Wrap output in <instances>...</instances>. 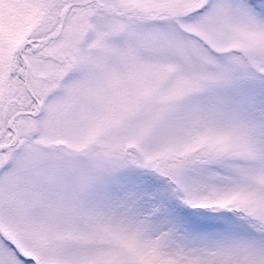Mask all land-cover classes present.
Masks as SVG:
<instances>
[{
  "label": "snow or ice",
  "instance_id": "obj_1",
  "mask_svg": "<svg viewBox=\"0 0 264 264\" xmlns=\"http://www.w3.org/2000/svg\"><path fill=\"white\" fill-rule=\"evenodd\" d=\"M0 264H264V0H0Z\"/></svg>",
  "mask_w": 264,
  "mask_h": 264
}]
</instances>
